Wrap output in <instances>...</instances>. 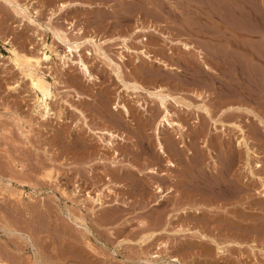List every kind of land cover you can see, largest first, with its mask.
<instances>
[{"label":"rangeland","instance_id":"obj_1","mask_svg":"<svg viewBox=\"0 0 264 264\" xmlns=\"http://www.w3.org/2000/svg\"><path fill=\"white\" fill-rule=\"evenodd\" d=\"M17 1L23 5H29L31 12L22 16L17 14L4 0H0V260L5 258V261L2 260L4 264H168V258L175 255L185 264H214L211 260L213 256H204L203 251L201 252L202 247L197 244L198 237H195L194 234L181 237L175 234H160L155 237L152 246L144 248H140L138 244L134 243L143 234L163 229L162 225L159 227L155 222L156 217L164 215L161 213L164 207H167L166 212L171 210L167 214L171 212V220L175 225L184 224L191 229H200L207 235H214L218 240L224 241L219 236L220 230H218L223 213L215 211L200 216L177 214L176 210L183 207V204H195L197 201L187 200L184 196L179 195V191H173L169 194L162 201L161 204L163 205L153 203L151 197L154 196L155 190L151 187V182H146L147 180L152 181L149 179L150 174L146 168L151 166L152 162L145 160V158L155 149L154 131L150 128L147 129L144 123L146 115L134 109L132 121H121V124L117 125L111 112L118 113L114 111L113 106L118 101L119 96L130 107L134 102L122 90V85L112 74L110 65L105 63V60L100 56L95 55L96 53L88 54V51H93V47L86 43L81 53L91 65L92 71L99 77L96 84L88 86L76 65L70 64L65 67L63 60L58 57L50 59V63L49 60L42 61L39 68L46 72L47 80L53 83L51 86L53 98H49L47 103L50 104L51 110L56 111L61 105L65 108L62 122L49 118V124L47 120H41L40 114L37 113L36 92L31 87L30 78L24 77L9 60L8 44L5 40L13 42L20 52L36 57L40 55L41 45L36 39L35 26L28 15L33 16L37 23H47L50 16H53V12L59 10L60 2H82L72 7L69 6L64 11L59 10V14L54 18V24L68 31L71 38L75 37L73 31L68 27L72 25L69 23L73 21L74 30L81 25L84 27V35H82L84 37L94 34L102 39H112L111 44L104 45L103 49L115 60L118 58L119 51L124 50L123 38L125 37L130 38L128 44L132 48L150 49L149 51L155 57L158 55L157 57L169 63L170 66H176L174 70H171L160 63L152 62V64L150 62L149 64L142 58L137 64L134 63V55H130L129 63L124 64L125 73L123 76L126 75L124 77L126 80H138L146 86L159 84L166 86L165 88L169 92L184 98L187 97L186 99L191 98L189 100L196 104L198 101L199 103L206 101L204 104L211 110L212 116H218L226 122V126L223 125L224 128H227L226 131H211L210 121L208 122L203 116L204 113L200 115V119L203 121L197 122L196 111L185 110L184 112L172 104L170 107L173 108L174 112L179 113L177 115L179 121H182L181 123L188 130L185 132L192 138L190 144L195 143L191 147L197 150V146H199L200 151H203L209 146L208 148L217 154L221 164L226 162V166H229L232 163L234 172H239L243 168V152L236 147V138L241 131L233 126L230 127L227 123H241L249 140V145L259 156H257L258 158L254 157L251 163L255 166L256 161L261 162L262 167L259 168V171L264 176V131H261L263 128L260 126V131H258L261 135L254 129L258 123L255 115L264 117V0ZM88 3L94 6H87ZM151 26L153 29L156 28V32L155 30L147 33L143 30L135 31L139 27L142 29H149L150 27L151 29ZM165 35L167 38H164ZM46 36L48 40H52L51 34L48 33ZM141 37L148 39L141 43L142 46L136 42ZM182 41L194 44L195 48L203 50L206 53L205 60L215 71L206 69L203 62L197 58L198 49L188 52L181 45ZM55 46H57L58 52H64L65 46L63 44L56 42ZM47 66L52 68L49 70ZM148 70L154 71L157 80L148 78L146 73ZM210 75L214 78L212 76V79L209 78ZM191 80H199L206 87L199 86L197 88L194 86L195 89H193V86L188 84ZM187 85L192 89L188 88ZM13 86H17L16 90L12 89ZM78 89L80 93L86 95L79 101L75 98ZM193 92H201L206 97L204 100H199ZM142 99L146 102V106L149 104L148 111L154 113L158 111L156 101H152L151 104V101H146L145 97ZM68 103L82 108L95 129L108 126L107 128L116 130L125 136V141L117 146L120 157L117 158L119 161L116 166L111 164V159L117 160L115 157L113 158L112 152H107V157L110 159H107L106 163H99L97 156L102 150H100L96 135L89 134L86 128H83L84 131L76 129L75 124L81 121H78L76 114L72 109L70 110ZM231 105L249 106L248 108L252 112L241 111V114L235 116L234 112L227 110ZM160 112L155 114L154 123L160 116ZM228 113L230 116L227 115ZM134 122H136V130L133 125L131 126ZM203 122H206V128L202 125ZM151 125L154 126V124ZM199 130L203 132L200 133ZM62 135L65 137L63 138ZM66 145H71L72 152L69 154L65 150ZM229 145L235 146L237 151L226 158L222 151ZM87 147L90 151L93 149L94 154H91L92 156L83 154L79 157L78 153L84 152ZM14 148L21 151L15 152ZM202 148L203 150H201ZM23 153H26V156ZM41 157L45 158L42 159ZM13 158L21 161L26 158L30 167L36 166L35 171L26 170V177L30 186L22 187L10 178L13 174L19 176L25 174L19 170L22 167L20 162L17 163V166L13 165ZM52 166L59 172L58 188L65 190L66 193H62L60 189L53 191L51 188L45 187L40 190L37 187L36 191L41 192L37 198L36 194L33 193L34 188L31 187L36 184L37 186L47 184L46 181L42 182L37 174H46L52 169ZM123 171L126 172V175ZM132 171L136 174L135 178H130L133 176ZM127 173L131 176H127ZM177 173H179L178 170L173 171V174ZM243 175L245 176H241L242 179L248 178L246 173ZM175 183L176 181L167 184L174 186ZM106 185L113 187L115 192L107 194ZM144 190L148 194L150 193L147 202L140 200V195ZM74 191L76 192L74 193ZM98 193H101L103 198V206L93 200V196L96 197ZM249 195V199L242 200L248 206L242 210L240 207L242 205L239 203L237 207L239 206L241 210H237V213L239 216L241 214L246 216V219H250L248 220L249 223H260V228L264 230V220H262L264 219V210L259 205L249 204L250 201L255 202L257 196L256 193L252 195V191ZM115 199H119L120 203H115ZM123 201H128V205L123 204ZM35 202L40 205L39 212L34 215L27 213L23 205ZM143 202H145V206L142 208ZM173 205L175 206L173 207ZM253 206H256L255 210ZM79 218H83L84 221L82 222ZM144 219L149 223L141 228L140 221ZM80 221L87 226L89 231L85 229V225H79ZM206 222H209L208 225ZM167 227L169 230L173 229L171 225H167ZM263 237L264 232L255 240L259 241L258 243H261L264 248ZM253 239L251 236L250 239H247L248 241L242 239V242L248 244ZM238 240L241 241V239ZM119 241L122 242L121 245H118ZM161 242H167V246L157 250L156 246L160 245ZM153 251H157L159 257L151 258L149 252ZM242 251H234L232 257L231 255L214 257L215 264H230V260L236 264H256V258H253L248 247ZM229 256L231 257L230 260Z\"/></svg>","mask_w":264,"mask_h":264},{"label":"bare ground","instance_id":"obj_2","mask_svg":"<svg viewBox=\"0 0 264 264\" xmlns=\"http://www.w3.org/2000/svg\"><path fill=\"white\" fill-rule=\"evenodd\" d=\"M4 1L8 5H10L15 10V12L17 14L25 16L26 13L28 14L31 12L29 5H23V4L19 3L17 0H4ZM78 3H82V2H71V1L60 2L58 7H59L60 11H62V10L64 11L69 6L72 7L73 5H77ZM88 5L90 7L94 6L90 3H88L87 6ZM59 10L53 12V16H50V19L47 23H37L36 20L33 18V16L28 15L30 21H32V23L35 26V33L34 34L36 36V39L41 45L40 55L35 57V56L27 55L24 52H20L17 49V47L14 45L13 42H11L9 40H5L6 43L8 44V51H9L8 58H9V60L20 70L21 74H23L24 77L30 78L31 87L34 90V92H36V104H37V108H38L37 113L40 114L41 120H47V122H48L49 118H54V119L62 122V117H63L62 115H63L64 109H65L64 107H62L63 105H61L58 109H56V111L53 109L51 110V108L49 107L50 104L47 103L48 102L47 100L49 98H51V97L53 98V91H52V87H51L53 83L51 81L47 80L46 72L41 71V69L39 68L40 65L42 64V61L49 60V63H50V59H52L53 57L54 58L58 57V58L63 60V64L65 67L69 66L70 64H74L78 67V70L80 71V73L84 77V80L87 83V85L93 86L94 84H96L99 77L92 71L91 65L89 64V62L86 61L84 55L81 53V50L84 47V45L86 43H89L93 47V51H88V54L92 55L94 52V53H96L95 55L100 56L103 60H105V63H108L110 65V68H111L110 70H111L112 74L115 76L116 80L121 83L122 90H124L130 96L131 101L133 100V102H134V103L132 102L133 104L130 107L129 105L126 104V102H123L121 100V96H119L118 101H116V104L113 106L114 111H117L118 113L115 114L114 112H111L112 113L111 115H113L112 117H114L113 119L115 120L117 125L121 124V121H125V122L132 121L134 119L133 113L135 110V111H139V113H143L146 115V117H145L146 122L144 121V123L147 126V129L150 128L154 131V137H155L154 148L155 149H154V151L152 150L153 153H150L149 156L147 158H145V160L152 162L151 166L146 167L147 172L150 174L149 179H152V181L147 180L146 182L147 183L151 182L150 185L155 190V193L153 194L154 196L151 197V198H153V203L160 205L162 203V201L165 200V198L169 194L173 193V191H175V192L179 191V195L184 196L187 200L193 199V200H197V201H195V204H189V203L183 204V207L180 206L181 208L176 210L177 214H181L182 216L191 215V214H195L197 216H200L201 214L212 213L215 211L216 212L219 211V212L223 213V216H221V222H219L220 224H219L218 230H220L219 236L222 237V239H224V241L218 240V238H216L214 235L209 236L205 232L201 231L200 229H191L189 226H185L184 224L175 225L173 220H171V215H172L171 212L169 214H167L171 210H168V212H166L167 207L165 208L163 206L164 208H162L161 213L164 215L166 213L167 216L165 215V218H164L163 217L164 215H162V216L159 215L160 217H158V218L156 217V222L154 220L156 225H159V227H160V225H162L161 227L163 229L160 231L151 232L148 234H143L134 243L138 244L140 248H144L146 246H152V243L155 242L154 241L155 237L160 235V234H162V235L163 234H175V235H180V237L184 236V235L194 234L195 237H198L197 244H199L202 247V249L200 248L201 252L203 251L204 256H209V255L213 256V258L211 260H212V263H214V264H215V258H218V256L223 257L226 255H231V257H232L234 255L233 254L234 251H242V250H244L245 247H248L253 258L254 257L256 258L255 259L256 264H264V248H263V246H261L262 245L261 243L260 244L258 243L259 241L257 242L255 240L256 237H258L259 235H262L264 232V230L260 228L261 224L258 222L249 223L248 220H250V219H246V216H243L241 214L239 216V214L237 213V210H241L240 207L243 210V208L248 206V205H245V201H242V200L243 199H249V196H250L249 194L251 191H252V195L254 193H256L257 196L255 197V202L250 201L251 203H249V204L259 205V207L262 210H264V176L262 174H260V171H259L261 169L260 167H262V163L259 161H256V160H255L256 161L255 166H254V164L251 163V160L254 157H257L258 154L249 145V140L246 136V133L244 132L245 130H244L242 124L238 123V122L227 123L230 125V127L233 126L237 130L241 131L240 135L236 138V142H237L236 147L238 149L242 150V152H243V155H242L244 158V159H242V160H244L243 168L239 172H237V171L234 172V170L232 168V163H230V165L227 163V165H229V166H226V162L225 163L223 162V164H221L220 160L217 158V154L214 153L213 151H211L212 149L208 148L209 146L207 147V149H205L206 145H204L205 147L204 146L203 147L205 150H203V148L201 149L203 151H200L199 146H197V148H198L197 150H194L193 149L194 147L193 148L191 147L195 143L192 142V144H190L192 138L189 137V135L185 132L188 130H186V127L181 123L182 121L181 122L179 121L178 116H177L179 113L177 114V112H174V110H172L173 108L171 109V107H170L172 104V105H175L177 108L179 107L180 110L181 109L184 110V112H185V110L186 111H191V110L196 111L195 114H196L197 122H201L202 119H200L201 118L200 115H201V113H204L203 116L207 119L208 122L210 121L211 131H213V132H215V131H219V132L220 131H222V132L226 131L225 129H227V128L226 127L224 128V126H223L226 124V122L224 120H222V118H219L218 116H215V115L212 116L211 110L208 108V106L206 104H204L206 101L205 102L203 101L204 103H201V102L199 103V101H198V104H196V103L192 102V100H189L191 98L186 99L187 97L184 98L183 96H180V95H174L173 93L169 92V90L167 88H165L166 86L165 87L160 86V84L159 85H153V86H146V85L140 83L138 80L137 81L126 80V78L124 79V77L126 75L123 76L125 73L123 67H124V64H126V62L129 63L128 61H130V59H131L129 57L130 55H134V59L133 58L132 59L134 60V63H137V64L141 61V58H142L145 61H148L149 64H150V62L151 63L152 62L160 63L165 68H168L171 70H174L176 66H173V65L170 66L169 63H166L163 59H161L160 57H157L158 55L155 57V55L151 51H149L150 49L147 50L146 48H140V47H139L140 49L132 48L128 44V41L130 38H125V37L123 38L124 50L119 51V53L117 54L118 58H117V60H115L114 58L109 56V54L103 49V46L112 42L111 41L112 39H109V38L102 39L101 37L99 38L97 35H96L97 36L96 37L94 34H91L87 37H84V36H82V35H84V33H83L84 27L81 25V26H78L77 29L75 28V30H74L73 26H75V25H74L73 21L71 23L68 22L69 24H72L71 26L69 25L70 27H68V28H70L73 31L75 38H71L69 36L68 31L63 30L62 28L56 26V24H54V18L59 14V12H60ZM34 13H37V12H34ZM142 30H143V32L146 31V33L148 31H152V30H155V32H156V28L153 29V26H151V29H150V27H149V29H146V28L142 29V27L141 28L139 27L135 31L139 32ZM48 33L51 34V36H52L51 41L47 39L46 34H48ZM165 37L167 38V35H165L164 38ZM81 38H83V39H81ZM146 39H147L146 37H141V38H138V40L136 39L137 40L136 42L139 43V45H140ZM56 42H60L61 44H63L65 46L64 52H62V53L58 52V49L56 48L57 46H55ZM181 45H183V48L186 49L188 52L192 51L193 49H198V48L194 47V44L184 42V41H182ZM140 46H142V44ZM197 53H198L197 58L203 62L205 68L213 70V67L210 66L209 63H207V61L205 60V58H206L205 54L206 53L200 49H198ZM230 59H232V57H230ZM240 59H242V58H240ZM109 65H108V67H109ZM227 65H229V64L227 63ZM47 68H49V70H50L52 67L47 66ZM138 69H140V68L138 67ZM213 71H215V69ZM135 72H137V71L135 70ZM146 73L149 76V77L147 76L148 78H150L152 80H157V76L153 70L152 71L148 70ZM205 75L208 76V74H205ZM234 75H235V73H234ZM211 76L212 75H210L209 78H211ZM189 77H190V75H189ZM195 78H197V77H195ZM206 79L207 78H205V80ZM211 79H210V81H213ZM206 81H208V80H206ZM187 82H189V81H187ZM188 84L190 86H193V89H195L194 86H196L197 88L199 86H201V87L205 86L203 84V82H200L199 80H191ZM207 84L208 83H206V85ZM190 86L188 87V85H187L188 88H191ZM16 88H17V86L12 87L13 90H16ZM193 94H195V97L197 96L199 100L200 99L204 100L206 97V96L204 97L201 94V92H193ZM85 96H86L85 94L79 92V89H78V92H76V94H75V98L77 99V101L83 99ZM143 97H145L147 99L146 101H148V102L151 101L150 102L151 104H152V101H156V103L158 104V111L156 110L157 111L156 113L161 111L160 112L161 114L159 113L160 116H158V119L155 121V123L153 120L156 119V116H155L156 113L147 110V109H149L148 108L149 104H147V106H146V104H145L146 102H144V100L142 99ZM103 102H104V100H103ZM68 105L70 106L69 107L70 110L72 109L74 114H76L77 118L79 119L78 121H81V122L75 124L76 129L77 130L82 129V131H84L83 128H86V131L89 134L96 135L97 140L99 142L98 144H99L100 150H102V152L100 151L99 155L97 156L98 160L100 161L99 163L104 164V163H106L107 159H110V157H107V155H108L107 152H112L113 153L112 155H114L113 158L114 157L116 159L119 158L120 157L119 156L120 151H119L117 146L122 141H125V136L123 134L118 133L116 130H112L110 128H107L108 126L107 127L102 126V128H100V129H97V128L95 129L94 128L95 126L93 125L94 126L93 127L92 124L89 122V118L87 117L86 113L82 110V108L80 109L79 106L77 107L76 105H74L72 103H68ZM156 107H157V105H156ZM248 107H245V106L241 107L239 105H235V106L231 105L227 108V110L229 112L232 111V113L234 112L236 114L235 116H237V114H241V111L252 112V110H250ZM35 108H36V106H35ZM217 109H219V108H217ZM223 109H225V108H223ZM225 111H226V109H225ZM222 112L224 113V111H222ZM222 112H221V114H223ZM232 113H230V114L232 115ZM227 115H229V113ZM255 116L258 119V123H256V125L254 123V125H255V127L253 126L254 129L256 131H258V130L260 131V126H261L263 128V130H261V131H264V117L259 116L257 114ZM48 123L50 124V121ZM151 124H154V126L152 127ZM132 125L134 126L133 128H135V130H136L137 129L136 122L132 123L131 126ZM202 125L205 126L206 122L205 123L203 122ZM219 126H221V127L219 128ZM205 128H206V126H205ZM199 131H198V134H199ZM228 131H229V128H228ZM23 132L25 133V131H23ZM201 132H203V131H200V133ZM229 133H230V131H229ZM53 134L55 136V133H53ZM259 134H261V133L259 132ZM224 135H226V134H224ZM64 137L65 136H63V138ZM14 141H15V139H14ZM55 142H56V140H55ZM82 142H83V140H82ZM68 143H70V142H68ZM25 144H27V143H25ZM228 144H229V142H228ZM86 146H85V148H86ZM96 146H95L94 150L96 149ZM236 147L235 146L233 147L231 145H229V147H226V148L224 147L225 149L224 150L222 149L224 157L227 158L228 156L233 155L234 151L235 152L237 151V150H235ZM18 148H20V147H18ZM26 148H28V147L26 146ZM14 150H15V152L21 151V150L19 151V149H17V148H14ZM65 150L68 151L67 152L68 154L70 152H72L71 145H68ZM94 150L92 149L90 151V150H88V147H87V149L84 150V152L78 153V155H79V157H81V155L83 156V154H87V155L90 154V156H92L91 154H94L93 153ZM98 150H99V148L97 149V151ZM95 152H96V150H95ZM242 152H241V154H242ZM23 155L26 156V153H23ZM50 156H52V154H50ZM237 157H238V155H237ZM41 158L44 159L45 157L44 158L41 157ZM223 159L224 158H222V160ZM27 160L28 159H26V158L23 159V161H21L20 159L13 158V161H12L13 165H16V166H17V163L20 162L22 167H20L19 170L23 173L25 172L24 176H19L17 174H13L10 176L11 179L15 180L17 183L22 185V187L30 186V182L26 177L27 176L26 170H32V171L36 170V166L33 165L32 167H30L29 164H27ZM111 160H112L111 164L113 166H116L117 162L119 161L118 159L117 160L111 159ZM40 161H43V160H40ZM82 162H84V161H82ZM108 162H111V161H108ZM77 163H79V162H77ZM241 165H242V163H241ZM144 166H146V165H144ZM177 170L179 171V173L173 174V171H177ZM141 171L142 170L140 169V172ZM123 172H124V175H126V172L125 171H123ZM58 173L59 172H57V169H55V167L52 166V169H50V171L47 172L46 174H43V173L37 174V176L40 179H42L41 180L42 182L46 181V183H47L46 185L41 184V185L37 186V184H36L35 186L31 187V188H34L33 193L36 194L37 198L41 193L39 191H36L37 187H39L40 190H42V188H45V187L51 188L53 191H58V189H60V188H58L59 182L57 181L58 180ZM243 173H246V177H248V178L242 179L241 176L242 177L245 176V175H243ZM132 174H133V176L130 178H135L136 174H134L133 171H132ZM127 176H131V174L127 173ZM146 177H147V175H146ZM175 181H176V183L174 184V186L167 184L168 182L174 183ZM147 183H145V184H147ZM106 190H107V194L115 192V189L113 187H111L110 185H106ZM145 190H147V189H145ZM145 190H144V192L141 193L140 200L141 201L144 200L145 202H147V198L149 199L150 193L148 194V192ZM60 191H62V193H64V194L66 193L65 190L60 189ZM75 192L76 191H74V193ZM93 200L97 204H99L100 206L104 205L101 193H98L96 195V197L93 196ZM114 202L120 203L119 199H115ZM123 202H122L123 204L128 205V201L127 202L123 201ZM145 202H143V205L140 203L142 208L145 206L144 205ZM239 203L242 206L237 207V205H239ZM161 205H163V204H161ZM175 205H173V207ZM23 206H24V210L27 213L33 214V215L35 213L39 212V210H40V208H39L40 205L38 202H35L33 204L32 203H27V204L25 203ZM253 207L255 210L256 206H253ZM43 209H45V208H43ZM173 209H175V208H173ZM155 212H156V210H155ZM159 214H160V212H159ZM211 215H213V214H211ZM201 218H203V217H201ZM79 219L82 222L84 221L83 218H79ZM209 219H211V218H209ZM181 220H183V219L181 218ZM203 220H205V219H203ZM262 220H264V219H262ZM81 221H80L79 225H85ZM205 221H203V222H205ZM76 222H78V221H76ZM140 222L142 225L141 228H143L144 226L147 225V223H149L145 219L141 220ZM154 222H152V223L154 224ZM209 222H206V224L208 225ZM148 225H150V224H148ZM167 225L173 226L172 227L173 229L169 230ZM147 228H148V226H147ZM85 229L89 231V229L87 228L86 225H85ZM149 230H151V229H149ZM251 236H252V238H254L253 241H250V243H248V244H246V242H242V239L247 240L248 238L250 239ZM170 237H171V235H170ZM238 239H241V241ZM119 242L120 243L118 245H121L122 242L121 241H119ZM132 243H133V241H132ZM87 245L90 248H92V246H90L89 243H87ZM166 246H167V242H161L160 245L156 246V249L159 250L162 247H166ZM156 252L157 251L149 252V256L151 258L152 257H159V254ZM231 257L229 256V260ZM235 258L237 259V257H235ZM3 259L2 260L5 261V258H3ZM207 259H208V257H207ZM2 260H0V264H4ZM217 262L219 263V261H217ZM167 263L168 264H185L175 255L170 256V258H168ZM229 263L230 264H236V263L232 262L231 260Z\"/></svg>","mask_w":264,"mask_h":264}]
</instances>
